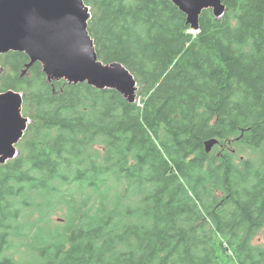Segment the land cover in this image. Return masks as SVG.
<instances>
[{"label":"trees","instance_id":"obj_1","mask_svg":"<svg viewBox=\"0 0 264 264\" xmlns=\"http://www.w3.org/2000/svg\"><path fill=\"white\" fill-rule=\"evenodd\" d=\"M84 2L137 101L1 56L30 125L0 166V264H264V0L198 32L170 0Z\"/></svg>","mask_w":264,"mask_h":264},{"label":"water","instance_id":"obj_2","mask_svg":"<svg viewBox=\"0 0 264 264\" xmlns=\"http://www.w3.org/2000/svg\"><path fill=\"white\" fill-rule=\"evenodd\" d=\"M186 15L187 24L198 31L204 11L216 19L226 12L223 0H170ZM89 8L84 0H0V57L25 53L32 66L40 63L48 81L70 85L87 83L99 90H116L129 103L137 98V83L120 63L104 64L88 31ZM21 94L0 93V165L18 156L30 120L22 114ZM219 143H206L208 153Z\"/></svg>","mask_w":264,"mask_h":264},{"label":"rangeland","instance_id":"obj_3","mask_svg":"<svg viewBox=\"0 0 264 264\" xmlns=\"http://www.w3.org/2000/svg\"><path fill=\"white\" fill-rule=\"evenodd\" d=\"M53 219L55 221H60V220H63V217L60 214H57V215H54L53 216ZM253 243L256 244L259 247L264 248V229H262L260 231V233L258 234V236L254 239ZM19 252L21 254H23V253H25V250L24 249H20Z\"/></svg>","mask_w":264,"mask_h":264}]
</instances>
